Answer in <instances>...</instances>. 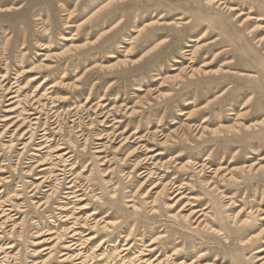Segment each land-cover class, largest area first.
Instances as JSON below:
<instances>
[{
  "label": "rangeland",
  "instance_id": "rangeland-1",
  "mask_svg": "<svg viewBox=\"0 0 264 264\" xmlns=\"http://www.w3.org/2000/svg\"><path fill=\"white\" fill-rule=\"evenodd\" d=\"M262 218L264 0H0V264H264Z\"/></svg>",
  "mask_w": 264,
  "mask_h": 264
},
{
  "label": "bare ground",
  "instance_id": "bare-ground-1",
  "mask_svg": "<svg viewBox=\"0 0 264 264\" xmlns=\"http://www.w3.org/2000/svg\"><path fill=\"white\" fill-rule=\"evenodd\" d=\"M37 78H34V80H32V81H35ZM53 88H55V86H52ZM14 97H11L10 99H13ZM9 105H11V104H9ZM31 115H36V114H31ZM35 120L37 119V118H34ZM260 124H263V122H257V125H260ZM64 155H67L66 153L64 154ZM161 155H163L162 153H157L156 155H155V157H160ZM72 187V186H71ZM70 187V188H71ZM263 220H264V218H262ZM68 244V243H67ZM264 251V248H262V249H260V250H258V251H256V254H258V253H262ZM258 261H263V263H264V257L262 256V257H259L258 258Z\"/></svg>",
  "mask_w": 264,
  "mask_h": 264
}]
</instances>
